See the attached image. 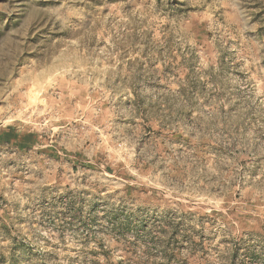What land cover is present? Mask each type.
Listing matches in <instances>:
<instances>
[{
    "label": "rangeland",
    "instance_id": "rangeland-1",
    "mask_svg": "<svg viewBox=\"0 0 264 264\" xmlns=\"http://www.w3.org/2000/svg\"><path fill=\"white\" fill-rule=\"evenodd\" d=\"M0 264H264V0H0Z\"/></svg>",
    "mask_w": 264,
    "mask_h": 264
}]
</instances>
